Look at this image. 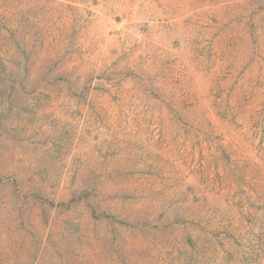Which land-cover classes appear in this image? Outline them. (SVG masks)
Returning a JSON list of instances; mask_svg holds the SVG:
<instances>
[{"label":"rangeland","instance_id":"obj_1","mask_svg":"<svg viewBox=\"0 0 264 264\" xmlns=\"http://www.w3.org/2000/svg\"><path fill=\"white\" fill-rule=\"evenodd\" d=\"M0 264H264V0H0Z\"/></svg>","mask_w":264,"mask_h":264}]
</instances>
